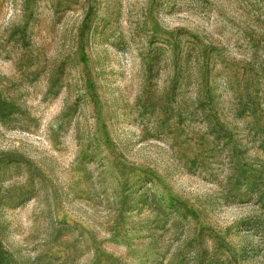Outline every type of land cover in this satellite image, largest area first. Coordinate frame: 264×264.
Wrapping results in <instances>:
<instances>
[{
  "label": "rangeland",
  "instance_id": "374dc122",
  "mask_svg": "<svg viewBox=\"0 0 264 264\" xmlns=\"http://www.w3.org/2000/svg\"><path fill=\"white\" fill-rule=\"evenodd\" d=\"M0 249L264 264V0H0Z\"/></svg>",
  "mask_w": 264,
  "mask_h": 264
},
{
  "label": "trees",
  "instance_id": "16d2710c",
  "mask_svg": "<svg viewBox=\"0 0 264 264\" xmlns=\"http://www.w3.org/2000/svg\"><path fill=\"white\" fill-rule=\"evenodd\" d=\"M1 106L3 107V110H6V108L11 107V104L8 102H2ZM13 163H19L17 161H13ZM11 261L9 260L8 256L4 254V252L0 249V264H9Z\"/></svg>",
  "mask_w": 264,
  "mask_h": 264
}]
</instances>
